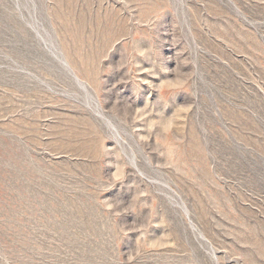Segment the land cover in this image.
Wrapping results in <instances>:
<instances>
[{
    "label": "rangeland",
    "instance_id": "obj_1",
    "mask_svg": "<svg viewBox=\"0 0 264 264\" xmlns=\"http://www.w3.org/2000/svg\"><path fill=\"white\" fill-rule=\"evenodd\" d=\"M0 264H264V0H0Z\"/></svg>",
    "mask_w": 264,
    "mask_h": 264
}]
</instances>
